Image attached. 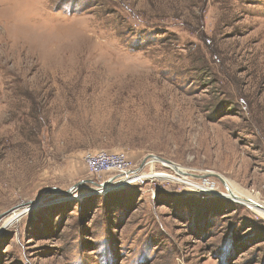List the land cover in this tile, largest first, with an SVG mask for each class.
Listing matches in <instances>:
<instances>
[{"label":"rangeland","instance_id":"rangeland-1","mask_svg":"<svg viewBox=\"0 0 264 264\" xmlns=\"http://www.w3.org/2000/svg\"><path fill=\"white\" fill-rule=\"evenodd\" d=\"M263 36L264 0H0V264H264L221 182L264 204Z\"/></svg>","mask_w":264,"mask_h":264},{"label":"built area","instance_id":"built-area-1","mask_svg":"<svg viewBox=\"0 0 264 264\" xmlns=\"http://www.w3.org/2000/svg\"><path fill=\"white\" fill-rule=\"evenodd\" d=\"M84 160L90 174L94 176L101 173H110L113 176H117L121 181L129 180L130 165L125 161L123 153H88ZM136 181L137 179H135Z\"/></svg>","mask_w":264,"mask_h":264},{"label":"bare ground","instance_id":"bare-ground-1","mask_svg":"<svg viewBox=\"0 0 264 264\" xmlns=\"http://www.w3.org/2000/svg\"><path fill=\"white\" fill-rule=\"evenodd\" d=\"M185 2V1H184ZM246 2V1H245ZM184 12V11H183ZM188 12V11H187ZM194 13V12H193ZM161 14V13H160ZM183 18V17H182ZM180 21V20H179ZM176 23V22H175ZM244 24V23H243ZM192 28V27H191ZM263 41H264V36H263ZM237 42V41H236ZM247 46V45H246ZM227 51V50H226ZM253 51V50H252ZM240 53V52H239ZM238 53V54H239ZM243 53V52H242ZM170 60V59H169ZM237 157V156H236ZM156 159V158H155ZM233 161V160H231ZM162 165L165 166L164 163H162ZM168 165V163H167ZM169 166V165H168ZM171 167V166H170ZM173 170L177 171V173H181L183 174L180 168H173ZM179 170V171H178ZM210 174V173H209ZM208 175V174H207ZM155 177H166L164 175H154ZM139 177H135L134 179H137ZM167 178H171V177H167ZM181 180H186L185 177H181ZM221 182L224 184L225 186V198L230 199V200H234L236 201V203L240 204V205H246L248 204V207L250 210H252L253 212L257 211L260 212L261 214L264 215V204L259 203L257 200V197L255 196L254 198L250 197V195L244 191L241 190V188L237 187L236 184L232 181H230L229 179H225L223 178L221 180Z\"/></svg>","mask_w":264,"mask_h":264}]
</instances>
